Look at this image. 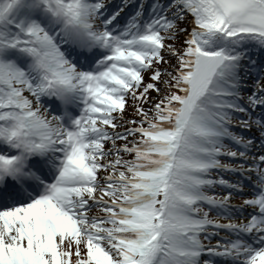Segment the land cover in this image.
<instances>
[{"label":"snow or ice","instance_id":"obj_1","mask_svg":"<svg viewBox=\"0 0 264 264\" xmlns=\"http://www.w3.org/2000/svg\"><path fill=\"white\" fill-rule=\"evenodd\" d=\"M0 264H264V0H0Z\"/></svg>","mask_w":264,"mask_h":264},{"label":"rangeland","instance_id":"obj_2","mask_svg":"<svg viewBox=\"0 0 264 264\" xmlns=\"http://www.w3.org/2000/svg\"><path fill=\"white\" fill-rule=\"evenodd\" d=\"M118 143H119V141H118Z\"/></svg>","mask_w":264,"mask_h":264}]
</instances>
